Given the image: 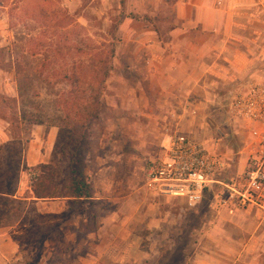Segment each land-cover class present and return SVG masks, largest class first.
<instances>
[{"label": "rangeland", "instance_id": "obj_1", "mask_svg": "<svg viewBox=\"0 0 264 264\" xmlns=\"http://www.w3.org/2000/svg\"><path fill=\"white\" fill-rule=\"evenodd\" d=\"M178 1L0 0V192L25 186L24 175L20 179L19 173L16 181L12 162L19 169H28L41 159H54L66 135L60 127L62 118L90 110L101 62L114 50L102 97L105 108L88 126L85 172L93 197H98L104 191L99 169L110 166L114 179L110 188L123 194L118 199L90 200L92 210L86 209L87 213H140L131 223L132 237L140 249L123 264H184V254L193 255L189 244L195 241L196 227L205 214L226 209L213 202L226 189L221 184L210 185L194 207L181 198L157 196L146 189V168L161 155L170 138L189 133L216 150L225 168L215 177L223 184L240 180L245 167L241 159L252 145L249 130L228 113L232 95L245 81L208 88L203 105L197 107L200 125L195 128L199 130L192 132L191 125H184V91L157 88L160 77H144L131 61L145 52L133 53L128 47L131 42L122 46L124 35L148 33L146 30L165 42L183 26L174 5ZM73 73L79 80H67L65 74ZM30 174L34 178L37 173ZM117 180L123 186H117ZM64 195L63 189L60 197ZM0 220L16 225V233L10 236L22 246L19 259L11 264H26L24 257L37 255L40 263L43 250L42 261L50 256V264H63L76 242L84 238L83 232L72 233L74 227L64 216H41L31 203L3 195ZM67 227L71 233L65 231ZM41 231L46 232L43 238L38 235ZM49 239L55 246L42 249ZM104 263L111 261L105 259Z\"/></svg>", "mask_w": 264, "mask_h": 264}, {"label": "crops", "instance_id": "obj_2", "mask_svg": "<svg viewBox=\"0 0 264 264\" xmlns=\"http://www.w3.org/2000/svg\"><path fill=\"white\" fill-rule=\"evenodd\" d=\"M174 5L178 7L177 18L183 26L165 42L146 30L148 33L124 35L122 46L127 47L131 42L128 47L133 53L145 52L131 61L144 77H160L157 88L184 91V125L188 123L190 131L196 132L199 129L195 127L200 125L197 107L203 105L208 88L224 84L236 86L264 74V0H180ZM246 160L247 155L241 159L244 166ZM47 162L40 160V163ZM110 171L108 166L98 172L104 185L103 195L80 199L81 207L73 212L70 208L74 198H36L31 191V174L20 172V179L25 176V186L16 187L13 199L31 203L41 216L68 213L65 222L74 227L72 233H84L63 264H106L105 259L111 261L109 264H123L132 257L133 251L140 249L138 240L132 237L131 227L140 213L113 210L87 213L86 208L92 210L90 200L122 197L119 189L114 192L110 188L114 181ZM117 186H123V182L117 180ZM210 212L213 213H206L196 227L197 237L189 244L194 252L190 257L184 254V264H264L263 213L250 207ZM15 227L0 220V264L19 259V245L10 236L16 233ZM65 231L71 233L68 227ZM54 244V240H44L42 249L53 248ZM42 254L39 264H50V256L42 261Z\"/></svg>", "mask_w": 264, "mask_h": 264}, {"label": "built area", "instance_id": "obj_3", "mask_svg": "<svg viewBox=\"0 0 264 264\" xmlns=\"http://www.w3.org/2000/svg\"><path fill=\"white\" fill-rule=\"evenodd\" d=\"M233 121L249 130L252 145L238 182L221 183L215 176L225 168L223 157L205 141L189 133L177 134L164 145L161 155L146 168L144 185L157 196L183 199L198 205L212 184L226 189L215 195V204L230 210H259L264 214V74L237 88L228 104Z\"/></svg>", "mask_w": 264, "mask_h": 264}, {"label": "trees", "instance_id": "obj_4", "mask_svg": "<svg viewBox=\"0 0 264 264\" xmlns=\"http://www.w3.org/2000/svg\"><path fill=\"white\" fill-rule=\"evenodd\" d=\"M123 2L124 0H120L121 4H123ZM113 56L114 50L111 49L109 50L107 57L105 56L101 62V73L97 75V86L90 95V99H92L90 110L82 113L81 115L79 113L74 117H70L69 114H67L62 118L60 127L66 130V135L65 139L56 150L54 159L48 163H40L29 167L28 169L26 166L19 169L14 164V162H12V170L15 174L16 181L20 171L27 169L29 174L30 171H36V176L34 178L30 177L31 191L34 197L57 198L61 196V193L64 189V196L75 199L73 206L70 208L71 212H73L74 209H78L77 206L81 204L80 199L86 200L87 198L93 197V187L85 172L87 168V156L89 151L87 141L89 137L88 126L90 122L98 117L100 112L103 111V108H105L102 97L105 93V83L111 70L110 60L113 58ZM65 77H67V80H70L71 78L79 80V76L75 73H73L72 76L65 74ZM57 184H61L60 187H57ZM15 191L16 188L14 187L10 191H1L0 195L5 196V198L12 199ZM54 216H64L67 218L68 213ZM41 232H38L40 233L38 235L43 238V235H45L44 233L46 232ZM41 240L39 242L40 246H42ZM19 248L22 250V246L20 244ZM38 258L39 255L31 259L24 257V260L26 264H39Z\"/></svg>", "mask_w": 264, "mask_h": 264}]
</instances>
